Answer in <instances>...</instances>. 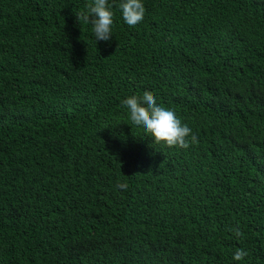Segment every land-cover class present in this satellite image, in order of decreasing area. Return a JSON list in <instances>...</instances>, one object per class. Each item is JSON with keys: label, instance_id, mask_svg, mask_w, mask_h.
<instances>
[{"label": "trees", "instance_id": "obj_1", "mask_svg": "<svg viewBox=\"0 0 264 264\" xmlns=\"http://www.w3.org/2000/svg\"><path fill=\"white\" fill-rule=\"evenodd\" d=\"M110 2L96 43L88 0H0V264H264V0ZM145 91L198 141L142 137Z\"/></svg>", "mask_w": 264, "mask_h": 264}, {"label": "clouds", "instance_id": "obj_2", "mask_svg": "<svg viewBox=\"0 0 264 264\" xmlns=\"http://www.w3.org/2000/svg\"><path fill=\"white\" fill-rule=\"evenodd\" d=\"M110 0H88L79 17L90 25L91 34L95 42L109 41L113 34L115 12ZM120 18L129 27L138 25L145 16L144 0H119ZM121 106L126 110L130 125L135 127L143 136L152 137L154 144H163L168 147H189L190 143L198 141L192 128L182 122L175 110L158 103V98L145 91L142 95H128L121 99ZM115 187L119 190L127 188V184L118 182ZM239 236V229H234ZM247 256L245 249H238L233 253L234 261H243Z\"/></svg>", "mask_w": 264, "mask_h": 264}]
</instances>
